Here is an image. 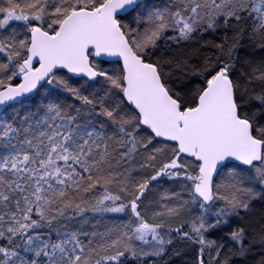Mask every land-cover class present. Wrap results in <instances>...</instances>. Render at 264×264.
Segmentation results:
<instances>
[{
    "label": "snow or ice",
    "instance_id": "1",
    "mask_svg": "<svg viewBox=\"0 0 264 264\" xmlns=\"http://www.w3.org/2000/svg\"><path fill=\"white\" fill-rule=\"evenodd\" d=\"M0 264H264V0H0Z\"/></svg>",
    "mask_w": 264,
    "mask_h": 264
}]
</instances>
